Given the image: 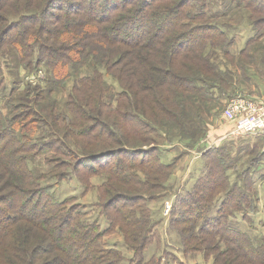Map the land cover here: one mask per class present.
I'll return each instance as SVG.
<instances>
[{"label":"trees","instance_id":"16d2710c","mask_svg":"<svg viewBox=\"0 0 264 264\" xmlns=\"http://www.w3.org/2000/svg\"><path fill=\"white\" fill-rule=\"evenodd\" d=\"M229 4L246 10L253 32L236 55L243 69L252 61L248 47L264 39V0ZM207 8L206 0H0V58L13 50L19 66L44 65L48 74L35 104L0 112V264H123L103 246L117 230L133 254L127 264H161V256L144 260L157 237L149 205L169 193L176 159L162 161L158 137L167 124L182 134L200 121L209 96L226 92L231 72L221 70L217 52L233 63L234 42ZM83 68L90 73L78 77ZM73 76L59 109L50 94ZM257 148L239 150L250 155L241 171L226 146L203 153L201 174L174 198L168 222L184 254L264 264V238L254 242L230 225L237 214L250 222L258 212L252 175L264 152ZM46 155L51 172L35 176L27 161ZM75 175L86 189L90 178H102L92 207L106 230L85 220L74 198L55 199L52 187ZM50 177L55 184H42Z\"/></svg>","mask_w":264,"mask_h":264},{"label":"rangeland","instance_id":"374dc122","mask_svg":"<svg viewBox=\"0 0 264 264\" xmlns=\"http://www.w3.org/2000/svg\"><path fill=\"white\" fill-rule=\"evenodd\" d=\"M206 3L208 5L209 18L214 20L215 24L220 26L226 36L234 42L227 50L232 57L233 63L225 61L220 52L216 53V61L220 65L221 70L228 69L231 72L227 82L228 87L225 93L215 91L212 97L209 96L206 99L204 110L198 116L200 121L195 119V121L187 123L182 134L172 124H167L165 125L166 128L162 129L164 133L158 137V145L162 151V161L171 163L176 159V162L173 173L166 183L167 188L169 187V193L160 202L149 205L151 220L156 223L155 231L157 237L153 239L154 242L150 243L144 252L145 262H150L154 256H161V264H213L211 258L210 260H205L201 253H183L176 232L168 226L172 203L178 193L189 190L197 179L196 177L201 174L204 167L202 155L207 146L215 138L222 134L224 135L232 126L234 127L235 123L227 121L223 114L228 100L233 98L232 96L244 95V93H246L244 97H258V93H264V56L261 54L264 39L255 43L259 47L256 48L255 44L248 47L252 61L243 62V69L237 63V53L245 47L246 41L253 35L248 21V13L246 10L230 6L229 0H206ZM0 69L4 78V84L0 89V112L2 116H8L10 107L16 104H35L36 97L40 93L37 87L43 86L44 83H41L45 72L47 74V69L44 65L40 67L34 65L21 67L18 64L16 53L13 50H8L7 56L0 58ZM89 73L90 69L83 68L79 70L78 77L86 76ZM73 78L74 76L70 81L66 82L61 90L58 89L50 94L51 100L57 101L59 109L62 108L63 100L71 88ZM46 81L43 86L45 89L47 88ZM105 81L117 90L116 84L109 77H105ZM251 86L255 88V91L252 90ZM38 103L41 104L39 101ZM43 131L38 129L33 133L32 139L39 138ZM239 137L245 138L248 136L241 135ZM250 137L252 136H249V139ZM261 139L264 140V137H261ZM249 147L247 146V148ZM236 149L229 148L239 171H241L242 168L250 163L248 162L250 155L243 154L238 156L239 151ZM43 157L47 158L49 156H40L27 161L28 167L35 176L51 172V165L47 164ZM262 159L260 169L258 166V171H256L257 168L254 169L252 175L254 179L256 178L255 186L259 198L258 212L251 216L250 222L244 221L241 215L238 214L230 221V225L233 228L247 233L254 242L264 238V226L261 224L264 207V180L258 177L259 171L264 173V156ZM234 175V172L230 173V180H233ZM42 182V184L53 185L56 180L50 177ZM101 182L102 178L92 177L87 182L89 187L86 189L78 176L75 175L55 184L52 187V191L57 201L74 198L76 203L84 205L85 220L89 222L96 221L102 230H106L108 226L106 220L92 207L97 201L96 188ZM103 246L119 252L123 257V264H127V261L133 255L124 246L123 236L118 230L104 237Z\"/></svg>","mask_w":264,"mask_h":264},{"label":"built area","instance_id":"2783aa9c","mask_svg":"<svg viewBox=\"0 0 264 264\" xmlns=\"http://www.w3.org/2000/svg\"><path fill=\"white\" fill-rule=\"evenodd\" d=\"M227 121L234 122L230 135L264 137V108L249 97H236L229 100L224 109Z\"/></svg>","mask_w":264,"mask_h":264},{"label":"crops","instance_id":"0c3cea01","mask_svg":"<svg viewBox=\"0 0 264 264\" xmlns=\"http://www.w3.org/2000/svg\"><path fill=\"white\" fill-rule=\"evenodd\" d=\"M254 46L256 48L259 47V45H257V44H255ZM251 88L253 91H255V88L253 86H251ZM258 94H259V95H257L258 97L250 96L249 98H251L253 101H255L259 106H262L264 108V93H258ZM233 129H234V127L232 126V128L228 129L224 135L222 134L219 137L215 138L214 141H212L207 146L205 152L212 147H220V146H226L228 149L229 148H232V149L237 148L238 151L244 150L247 146H250L249 148H251V147L257 148L255 141L257 139H260L262 136H252V137H250V139H249V137H245V138L239 137V136L238 137H232L230 135V133ZM257 150H259V152L261 154L264 152V140L258 144ZM260 167H261V165L259 166V169H260ZM256 171H258V169ZM258 177H260L261 179L264 180V173L259 171ZM255 180H256V178H255Z\"/></svg>","mask_w":264,"mask_h":264}]
</instances>
